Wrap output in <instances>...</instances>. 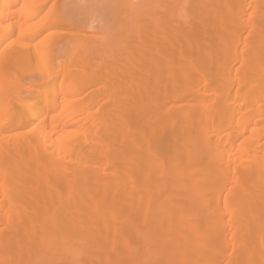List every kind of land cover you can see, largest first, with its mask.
I'll list each match as a JSON object with an SVG mask.
<instances>
[{
	"label": "bare ground",
	"instance_id": "bare-ground-1",
	"mask_svg": "<svg viewBox=\"0 0 264 264\" xmlns=\"http://www.w3.org/2000/svg\"><path fill=\"white\" fill-rule=\"evenodd\" d=\"M248 8L163 7L123 50L144 72L115 82L102 0H0V264H264V0Z\"/></svg>",
	"mask_w": 264,
	"mask_h": 264
},
{
	"label": "rangeland",
	"instance_id": "rangeland-1",
	"mask_svg": "<svg viewBox=\"0 0 264 264\" xmlns=\"http://www.w3.org/2000/svg\"><path fill=\"white\" fill-rule=\"evenodd\" d=\"M255 1L258 0H246L248 7L250 6V8H248L247 10L248 12L252 10ZM108 2L109 0H102L101 16L99 18L101 26L97 30V35L99 43L102 46L101 58L104 62L105 68H116V70L112 73V80L116 82V80L123 78V73L125 72V69H127V67L130 68L131 73L137 74L139 73L138 70L144 72L142 68V66L144 65L139 64V62L137 61H133V67L128 66L131 62V56L126 55L123 50L125 49V46H129L130 48L138 47V45L144 40V38L146 39L147 37H149L155 24L161 21L168 14L167 12H164L163 7L168 8L169 6L175 4L177 0H149L147 3V14H134L128 17H126L125 15L113 13L112 10L109 11L108 9H112V7L111 5L107 4ZM245 35L246 33H243L241 38H244ZM165 37L166 36H164V38ZM162 38L159 37L158 40H161ZM110 43H114V47L110 46ZM175 48L176 47H174L173 50ZM185 52L186 54L190 55L193 53V49L187 48ZM239 58L240 55L238 51L234 54H231L229 60H233L234 63H236ZM127 60L128 63L127 65H125ZM185 60H187V58H185L184 61ZM157 61L161 60L157 59ZM261 62H264V59H262ZM190 71L191 70L189 69L188 73H190ZM210 73L212 76L214 75L213 72ZM141 74L142 76L135 75V82L138 79L141 80L143 89H151L157 84V82L163 80L162 78L151 76L148 70L147 74ZM172 75L173 73H171L169 79L166 80L171 82L172 79L170 78L172 77ZM167 76L168 75L163 76L164 79ZM257 78H262V76L259 74L255 77V79ZM258 85V82L252 83L250 86H246L247 88H245L243 92L253 93ZM133 86L134 84H130L129 90ZM198 89H200V86H198ZM169 90L170 89H167V91ZM179 91L180 90H173V95L178 94Z\"/></svg>",
	"mask_w": 264,
	"mask_h": 264
}]
</instances>
